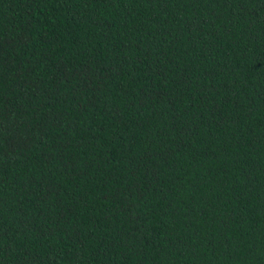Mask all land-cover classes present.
I'll return each mask as SVG.
<instances>
[{"label":"trees","instance_id":"obj_1","mask_svg":"<svg viewBox=\"0 0 264 264\" xmlns=\"http://www.w3.org/2000/svg\"><path fill=\"white\" fill-rule=\"evenodd\" d=\"M0 264H264V0H0Z\"/></svg>","mask_w":264,"mask_h":264}]
</instances>
